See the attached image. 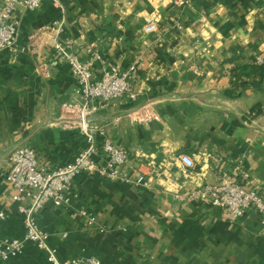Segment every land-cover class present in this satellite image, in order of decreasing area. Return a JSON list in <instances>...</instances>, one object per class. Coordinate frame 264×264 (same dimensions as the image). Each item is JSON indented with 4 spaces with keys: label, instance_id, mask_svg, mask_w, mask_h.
I'll list each match as a JSON object with an SVG mask.
<instances>
[{
    "label": "crops",
    "instance_id": "obj_1",
    "mask_svg": "<svg viewBox=\"0 0 264 264\" xmlns=\"http://www.w3.org/2000/svg\"><path fill=\"white\" fill-rule=\"evenodd\" d=\"M56 1L60 7L51 0L34 11L18 6L15 51L0 54V211L7 214L0 237H23L18 207L30 204L12 199L10 153L31 147L41 167L54 169L87 146L68 107L79 101V87L55 54L58 41L91 65L94 79L133 66L137 95L88 120L97 148L109 139L127 152L130 181L80 174L70 206L47 204L36 217L59 261L264 264L260 215L231 219L191 198L223 174L264 196V0ZM149 21L156 33L145 32ZM179 154L194 169L185 170ZM139 177L149 186L135 185ZM0 264L49 263L26 244Z\"/></svg>",
    "mask_w": 264,
    "mask_h": 264
},
{
    "label": "built area",
    "instance_id": "obj_2",
    "mask_svg": "<svg viewBox=\"0 0 264 264\" xmlns=\"http://www.w3.org/2000/svg\"><path fill=\"white\" fill-rule=\"evenodd\" d=\"M43 1H0V54L4 51H15L19 25L16 15L17 7L23 6L26 10L34 11ZM51 1L55 6L60 7L56 0ZM177 2L180 5L185 4V0H177ZM64 24V18L54 23L55 36L63 32ZM144 30L148 34L156 33V22L149 21L144 26ZM54 50L56 56L67 64L78 84L79 101L68 107L78 114V126L86 138L87 146L77 154L73 161L54 169L41 167L36 152L31 147H17L10 153V168L5 180L14 189L12 199L19 203L28 199L30 204L18 207L24 227L23 237L21 239L0 237V260L16 258L23 252L26 244H32L44 253L49 264H101L93 258L59 261L57 250L49 242V234L40 228L36 217L47 204L56 207L70 206L76 197L73 193V181L80 174H96L100 178L111 181H130L129 175L123 171L127 152L109 139L104 140L100 149L97 148L88 120L99 108L110 102L123 98L130 101L137 99L129 77L135 68L132 66L128 72H121L119 67L114 66L105 71L101 78L94 79L91 65L82 62L77 54L67 51L62 43L55 41ZM100 154L103 162L99 159ZM176 160L185 170H192L195 167L193 159L188 155L179 154ZM134 184L149 186V183L143 181V177H139ZM191 198L200 201L207 200L210 205L220 207L231 219H241L252 211L260 215L262 224H264V196L255 190L244 188L226 174L221 175L216 184L197 187ZM81 213L86 217L85 211ZM6 217V212L0 211V223ZM91 223L90 220L88 224Z\"/></svg>",
    "mask_w": 264,
    "mask_h": 264
}]
</instances>
